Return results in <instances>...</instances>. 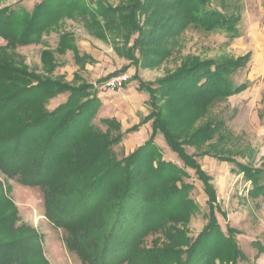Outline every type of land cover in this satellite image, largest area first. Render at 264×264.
Wrapping results in <instances>:
<instances>
[{"label": "trees", "instance_id": "obj_1", "mask_svg": "<svg viewBox=\"0 0 264 264\" xmlns=\"http://www.w3.org/2000/svg\"><path fill=\"white\" fill-rule=\"evenodd\" d=\"M73 1L68 5L61 1L58 5L60 0H44L31 12L26 8H4L0 10V37L14 49L38 43L45 26L58 19L52 12L58 11L55 15H60L72 6H81L83 0ZM143 1L129 0L130 5L113 8L100 5L99 9L84 4L79 12L86 25L95 27L98 37L113 34L111 38L120 55L135 62L138 45L145 59L155 57L154 66L167 53L171 54L177 33L189 26L206 32L226 29L233 36L238 34L231 17L214 8L212 0H159V5L150 0L147 7ZM44 6L51 7L50 11L44 10ZM173 6L175 9L167 13ZM140 14L145 16L144 21ZM165 21L170 22L168 28ZM147 25L158 27L154 45L149 38L142 39ZM116 34L124 38V50L118 48ZM72 38L65 33L59 51L72 50L77 61L88 56L80 54ZM167 41L171 47H166ZM5 48L0 46V166L5 163L6 173L19 174L21 183L42 188L46 217L57 228L66 230L64 240L68 249L78 255L82 264H197V245L187 249L185 259H181L184 252L176 246L187 243L188 238L179 235L173 224L169 225L172 220L176 223L189 218L194 208L185 197L186 188L191 185H175L177 177L187 175L188 171L163 160L155 138L158 134L165 137L185 166L195 169L212 201L215 200L209 176L184 146L202 145L220 129L222 121L204 119L215 104L248 88L249 81L238 83L233 74L248 65L252 52L217 60L185 55L174 71L160 79L157 88L136 73L134 79L139 81V89L150 96L152 111L148 119L153 120V133L145 145L120 161L113 154V147L123 138L121 122L115 117L103 118L101 122L109 128L103 132L92 121L95 106L81 100L93 88L92 84L84 81L75 86L53 76L58 64L50 48L43 51V75L27 64H17L2 52ZM67 91L71 92L67 101L50 112L49 100ZM161 97L162 107L158 103ZM202 120L204 123L195 127ZM185 135L188 139L182 140ZM32 153L35 157L30 159ZM155 157H161L158 166L154 165ZM256 176L254 191L264 193L262 177ZM0 201V234L10 236L17 231V208L3 195ZM5 204L11 211L9 215L4 214ZM210 210V222L199 240H205L211 231L210 224H216L223 235L216 211L212 206ZM153 230L164 231L166 243L162 248L142 245L143 237ZM23 239L29 237L0 244V264H34L30 244L29 255L12 254L23 248Z\"/></svg>", "mask_w": 264, "mask_h": 264}, {"label": "rangeland", "instance_id": "obj_2", "mask_svg": "<svg viewBox=\"0 0 264 264\" xmlns=\"http://www.w3.org/2000/svg\"><path fill=\"white\" fill-rule=\"evenodd\" d=\"M43 1L0 0V10L26 8L31 12L37 4ZM61 1H65L67 5L69 2H74L73 0H60L57 4L60 5ZM143 2L147 7L150 0ZM159 3V0H155L153 5H159ZM212 3L214 8L222 10L225 15L231 17L238 34L233 36L226 29L206 32L198 27L189 26L177 33L178 36L174 39L171 54L167 53L155 66L152 65L154 62L152 59L155 60V57L145 59L138 45L135 47V62H132L128 57H126L127 59L118 57L114 47L116 41L114 42L111 38L113 34L109 33L108 37L103 39L98 37L95 27L86 25L84 16L79 12L84 4L95 9H99L100 5L113 8L130 5L129 0H83L79 4L81 6H72L69 11L60 15H55L58 14V11L52 12L53 17L58 16V19L53 20L52 25L45 26L42 40L38 43L18 45L14 49L9 48L7 40L0 37V46L6 47L2 52L8 53L17 64H27L31 70H36L40 75L45 74L42 61L43 51L52 49L58 64L52 72L53 76L63 79H65V75L59 76L55 73L73 72L76 65L88 62L95 67L90 68L91 71L97 74L101 73L106 64L114 65V68L119 67V63L122 61L120 58H122L129 64L122 66L121 69L117 68L118 70L110 75L128 71L132 75L131 82H135L134 75L137 73L142 81L154 83L156 88L160 84L158 83L160 79L174 71L181 64L185 55L196 54L203 60H217L225 56H240L252 52L248 65L239 68L233 74V78L238 83L249 81L248 88L215 104L204 119L222 121L220 129L206 138L202 145L185 144L184 146L187 153L194 155L209 176V184L215 190V200L212 201L205 189V184L199 179L195 169L185 166L184 161L179 158L176 152L172 151L163 135L160 134L163 138L156 136L155 142L162 150L163 160L177 163L180 167H186L188 171L187 175L177 177L175 185L179 187L185 186L186 183L191 185L186 188L185 197L191 200L194 208L191 210L189 218L181 219L176 223L172 220L169 223V225H174L179 235L188 238L187 243L181 242L176 246L184 252L181 259H185L187 249L197 245L198 249L194 254L200 256V259L198 256L195 259L199 261L197 264H264V193L254 191V181L258 177L256 174L262 177L261 183L264 184V0H212ZM43 8L47 11L51 9V7L45 8V6ZM174 9L173 6L166 12L170 13ZM95 11L102 16L100 12ZM140 16L141 21H144L145 16L141 14ZM169 23L165 21L167 28ZM157 28L151 25L145 26V34L142 39L146 41L149 38V41H153L151 44L154 45L155 35L158 33L156 32ZM65 33L73 37L72 41L78 46L82 56L85 55L84 52L91 56H84L77 61L72 50L59 51L58 47ZM167 33L169 32L167 31ZM115 36L118 37V48L124 50L126 47L124 38L118 34ZM166 43V47H171L169 41ZM149 47L152 48V46ZM150 50L148 49V51ZM59 65L60 68L57 69ZM127 66L128 69H125ZM110 75L99 78L96 80L97 83L93 76L94 84L88 82L93 85V88H90L89 93L86 96L83 95L81 99L83 102H89V106H95L92 121L103 132L108 131L109 128L101 122L105 117L98 115L102 103L98 92H108L101 90L100 87ZM83 78L78 80V75H75L70 83L78 86L81 82H87ZM68 94L70 96L71 92L58 94L53 97L54 102H51V98L47 109L50 112L55 111L66 102L61 103L60 101L66 100ZM161 99L158 103L162 107L164 98L161 97ZM55 101L60 104L53 109L51 105L56 103ZM204 120L198 121L195 127L203 124ZM144 123L141 122L140 125ZM135 128L136 126L131 131L124 133L122 141L113 147V154L120 161L149 140L133 146L130 139L131 135L135 134ZM113 132L117 134L115 130ZM181 139L187 140L188 136L185 135ZM34 157L35 155L32 153L30 159ZM221 157L229 159L225 160ZM159 159L161 160V157H155L154 165H159ZM3 167H5V163L4 166H0V195L13 203L18 213L15 218L17 231L9 233L10 236L0 234V244L8 243L10 242L8 240L13 238L29 237V239H23V248L13 251V255H24L25 253L29 255L30 244L33 248L30 258L34 264H82L78 255L71 252L66 245L64 240L66 230L57 228L46 217L42 188L21 183L18 180L19 174L10 175L5 172ZM211 206L216 211L223 235L217 230L216 224H210L211 231L205 235V240H199L200 235L210 222ZM3 210L6 215L11 213L7 204ZM165 238L163 230H153L143 237L142 245L162 248L166 243ZM198 240L199 243H197Z\"/></svg>", "mask_w": 264, "mask_h": 264}, {"label": "crops", "instance_id": "obj_3", "mask_svg": "<svg viewBox=\"0 0 264 264\" xmlns=\"http://www.w3.org/2000/svg\"><path fill=\"white\" fill-rule=\"evenodd\" d=\"M80 51V50H79ZM116 51V50H115ZM118 57H125L124 55H120L117 51L115 52ZM81 54V53H80ZM83 54L88 55L90 57L91 55L87 52H84ZM126 58V57H125ZM122 61L119 63V69L121 67L128 65V61L120 58ZM127 59V58H126ZM107 66V67H106ZM101 71V73H93L90 68H95L93 64L84 63L80 65H76L73 72L70 71H64L55 73V75H65V79L67 81H72L75 77V75H78V80H82L80 78L84 77L87 82L94 84L92 78L94 76L95 82L99 78H105L104 76H108L112 73H114L117 68H114V65L109 66L106 64ZM60 68V65L57 69ZM83 69V71H80ZM131 69V68H130ZM129 69V70H130ZM85 72V74H83ZM135 74V73H134ZM82 75V76H81ZM91 76V77H90ZM97 83V82H96ZM139 81L136 80L135 82H131L128 84L123 91H121L119 94H116V92L113 91H100L98 92V96L101 98L102 103L98 112V115L101 117H115L121 122V129L123 133H126L128 131H131L135 126V134L131 135V144L139 145L145 141H147L152 133H153V120H149L148 116L151 113V105H150V96L149 94L139 89ZM69 97V94L67 95L66 100H61L60 102L63 103L67 101ZM112 97V99H110ZM54 98H52L51 102ZM56 102V101H55ZM60 102L52 103V108H56ZM141 122H145L144 124L140 125ZM139 125V126H138ZM160 134L157 135V138H160ZM161 138H163L161 136ZM164 140V139H163Z\"/></svg>", "mask_w": 264, "mask_h": 264}, {"label": "built area", "instance_id": "obj_4", "mask_svg": "<svg viewBox=\"0 0 264 264\" xmlns=\"http://www.w3.org/2000/svg\"><path fill=\"white\" fill-rule=\"evenodd\" d=\"M132 75L127 72H120L109 77L103 85L100 87L101 90L121 92L131 82Z\"/></svg>", "mask_w": 264, "mask_h": 264}]
</instances>
